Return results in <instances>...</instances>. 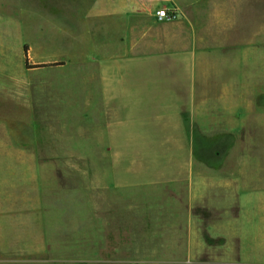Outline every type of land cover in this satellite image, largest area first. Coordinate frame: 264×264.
I'll list each match as a JSON object with an SVG mask.
<instances>
[{
    "label": "rangeland",
    "instance_id": "374dc122",
    "mask_svg": "<svg viewBox=\"0 0 264 264\" xmlns=\"http://www.w3.org/2000/svg\"><path fill=\"white\" fill-rule=\"evenodd\" d=\"M77 1L78 11L76 0H0L1 43L21 38L30 45L32 63L65 61L26 70L23 46L6 42L8 49L1 50V66L12 68L9 82L0 70V261L206 264L192 249L198 236L205 242V228L214 230L207 223L196 234L195 217L203 214L196 207L191 213L172 195L178 184L172 178L188 174L190 155L172 147L166 124L176 98L184 95L185 109L193 110L204 79L214 84L230 72L214 67L212 57H230L232 47L201 58L197 53L200 59L174 54V62L115 56L121 30L107 13L113 6ZM236 7L253 13L254 28L264 17V0H240ZM248 38L242 34L241 43ZM191 60L195 83L183 87L191 72L178 63ZM11 87L13 99L7 97ZM222 215L224 236L241 237L238 227L246 240L254 238L246 230L257 220L237 224L230 212ZM238 248L247 250L245 239ZM209 264H264V257L240 254Z\"/></svg>",
    "mask_w": 264,
    "mask_h": 264
},
{
    "label": "crops",
    "instance_id": "0c3cea01",
    "mask_svg": "<svg viewBox=\"0 0 264 264\" xmlns=\"http://www.w3.org/2000/svg\"><path fill=\"white\" fill-rule=\"evenodd\" d=\"M239 3L240 0H87L85 3L88 7L98 4L113 6L107 13L113 16L115 27L116 21L119 22L118 28L121 30L120 46L117 43V48L112 49L115 56L124 55L126 58V55L137 54L139 61L157 58L174 62L170 59L174 54L190 52L200 59L215 49L232 47L230 57L215 52L212 57L214 67L230 72L225 76L222 72L214 84H206L204 79L192 98L195 103L193 110L191 107L188 111L185 109L184 95L176 98L174 115L166 124L167 128L173 130L170 140L172 147L189 150L190 155L185 165L188 174L172 178L178 183L172 195L181 204L184 202L191 213L196 207L203 214L195 217L193 226L196 234L200 235L207 223H211L214 230L212 234L205 228V242L199 240L198 236L192 249L198 259L206 264L217 258L238 257L240 254L246 255V258H255L258 254L264 257V17L254 28L249 22L254 19L253 13L237 12ZM164 7L176 8L178 17L160 20L156 11ZM242 8L246 9L244 6ZM249 29L253 31L251 34ZM242 34L252 36V41L248 38L241 43ZM8 38L3 43L0 41V58L9 44L12 47L19 43L24 49L28 46L29 64L65 63L63 59L46 57L44 60L34 59L32 63L30 45L21 38L18 42L10 36ZM2 44L4 46L1 48ZM197 53H200V58ZM203 62H197L201 68L200 76L206 70L202 66ZM194 63L192 60L183 61L178 66L187 67L189 73ZM24 66L26 70L43 68L28 67L26 55ZM9 68L12 65L7 66V62L3 67L0 64V70L6 72L4 77L8 82ZM86 74L88 76L90 73ZM190 76L188 82L186 79L181 80L183 87L189 81L195 83L192 72ZM4 84L0 83L1 86ZM6 91L7 97L15 98L13 87ZM221 104L224 110L218 111ZM208 110L211 111V122L208 120ZM28 131L43 134L39 129L29 128ZM209 149L212 151L208 152ZM194 150H198L195 158L192 157ZM224 211L230 212L237 224L239 221L245 224L257 220L249 224L246 230L254 238L246 240L238 227L236 234L238 230L241 237L229 239L224 236L221 227ZM244 239L248 248L242 253L238 245ZM0 262L9 263L8 260Z\"/></svg>",
    "mask_w": 264,
    "mask_h": 264
},
{
    "label": "built area",
    "instance_id": "2783aa9c",
    "mask_svg": "<svg viewBox=\"0 0 264 264\" xmlns=\"http://www.w3.org/2000/svg\"><path fill=\"white\" fill-rule=\"evenodd\" d=\"M156 14L160 20H174L178 17V11L176 8H160L156 11Z\"/></svg>",
    "mask_w": 264,
    "mask_h": 264
},
{
    "label": "trees",
    "instance_id": "16d2710c",
    "mask_svg": "<svg viewBox=\"0 0 264 264\" xmlns=\"http://www.w3.org/2000/svg\"><path fill=\"white\" fill-rule=\"evenodd\" d=\"M25 55H26V64L28 67H49V66H54V65H57V64H61L63 62H58V63H38V64H29V61H28V46H25Z\"/></svg>",
    "mask_w": 264,
    "mask_h": 264
}]
</instances>
